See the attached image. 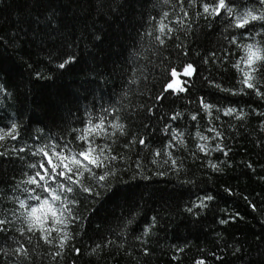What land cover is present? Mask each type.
Returning <instances> with one entry per match:
<instances>
[{
	"label": "trees",
	"instance_id": "trees-1",
	"mask_svg": "<svg viewBox=\"0 0 264 264\" xmlns=\"http://www.w3.org/2000/svg\"><path fill=\"white\" fill-rule=\"evenodd\" d=\"M103 2V10L98 11L90 8L87 0H80L79 4L76 0H40L39 3L36 0H0V28H3L5 37L9 31L15 32L20 27L27 33H21V40L15 45L16 48L22 47L23 51L0 49V66L4 69L0 73V89H4L0 90V128L13 119L28 126L23 130L22 141L8 143L6 146L21 147L25 143L31 146L38 134L37 130L44 128L45 124L49 128L40 146L48 144L50 137L63 135L72 140L71 129H77L75 135H80L83 128L92 127L90 121L94 125L100 124L103 119L109 127L110 138L105 141L94 136L96 143H108L114 149L119 148L121 154L135 160L133 153L137 150L136 146L126 151L119 147L126 142L122 138L117 139L119 130H116L117 137L111 135L108 120L112 115L111 108L114 106L119 109L120 116L123 117L126 112H142L143 108L140 106L153 107V98L162 88L171 83L173 76L183 71L187 63H193L197 71L192 77L180 78L178 82L187 91H172L164 101L161 112L168 113L171 109L184 113L179 123L172 122L171 126L184 135L177 137V148L171 150L175 158L183 159L189 169L188 178L196 180L198 186L189 188L185 185L181 188L172 175L153 177L150 190L156 191L157 196L148 199L145 193L141 199L138 190V214L132 225L123 231L118 226V218L127 217L128 208L122 200L114 198L109 201L92 228L106 220L115 235H105L115 243L102 250L97 249L94 254L91 252L94 243L89 239L93 235L92 228L88 229L87 235L81 233L71 241L72 245L81 249V254L77 256L71 247L60 250L55 242L53 245H46L35 235L32 236V243L27 244L29 234L20 238L10 225L5 233H0V248L8 253L0 254V264H72L74 260L76 264H195L202 258L206 264H256L262 260L258 254L264 250V238H261V223L264 222V180L261 179L264 177V125L255 115H246L245 119L238 121L234 116H223L214 110L210 114L200 113L196 121L190 118L197 111L198 97L201 96L214 106L217 103L221 107L231 104L244 108L246 113L249 106L260 108V104L254 102L255 97L237 96L225 99L226 94L216 93L204 80L206 76L209 79L216 78L219 70L211 64L201 66L199 57L193 53L207 55L205 47L208 50L214 45L218 47L216 42L220 29L212 33L205 28V20L195 15L198 9L191 7L187 0L183 2V9L188 11L189 16L180 23H177L176 18L183 17V11L178 0H168L167 4L164 0ZM121 4L124 6L118 8ZM53 10L56 19L49 28L46 17L52 16ZM149 17L154 19L149 20ZM161 23L165 25L163 32L160 29ZM52 29L56 31L49 36ZM89 30H95L99 39L90 38ZM185 30L194 31L200 36V43L192 45L186 60L177 58L174 47V44L181 41L190 43V39H186ZM205 32L209 34L207 40ZM169 35L175 39H169ZM157 37L165 39V45H160ZM64 38H67L69 45L66 50L75 53L78 62L67 70L53 71L59 61L49 63V53L53 56L62 54L65 50ZM73 40L75 44H72ZM240 55H243L242 51L238 54L234 52L232 62L238 60ZM23 60H27L28 65ZM113 62L116 71L110 73ZM34 71H40L45 78L38 79L33 74ZM238 79L239 73L233 69L220 72L216 82L224 87H234ZM260 110L264 111V108ZM147 115L152 116L154 113ZM216 115H220V120H215ZM53 119L59 125L58 128L52 127ZM141 119L142 117L137 116L135 124H129L123 118L117 122L135 130ZM81 120L83 124L79 123ZM144 123L148 121L145 120ZM152 124L163 129V121L157 122L154 119ZM213 125L223 135V140L217 138L218 142L231 151L228 157H224L219 151H212L207 159L213 162L229 159L231 163L223 173H212L209 169L200 167L207 160L196 145L203 144L210 148L212 142L195 137V132L199 128L201 135H214L208 131ZM29 131L33 139H29ZM92 131L95 132L96 129L92 127ZM167 136V132L158 131L155 142L149 148L139 146L143 148L141 158L149 174L157 169L167 168L166 156L160 157L155 165L150 163V148H161V143L167 144ZM112 139H117V143L112 144ZM181 140L187 145L186 150L180 143ZM79 144L80 141L72 140V150L79 151ZM192 153H196V156L193 157ZM104 154L108 155V152L105 151ZM193 159L196 160L195 164L192 163ZM121 163L117 161L115 166L120 167ZM248 163L252 164L251 169L246 167ZM13 167L6 165L5 172L0 173V180L6 182L0 184V192L7 196L14 194L10 190L13 184L23 179L19 171H13ZM205 172L212 177L210 182H206ZM13 176L15 181L12 180ZM225 188H231L232 194L225 192ZM202 190L216 196V200L208 208L201 209L199 216L186 213L185 205L195 202L196 196L203 194ZM160 196L167 200L166 211L158 202ZM252 204L256 205L255 210L251 207ZM5 205L12 207L7 199L0 201V219L4 218ZM88 205L89 201H84L81 211ZM157 212L160 215L157 216L156 226L149 235L143 236V228ZM235 212H239L243 220L224 225L219 223L220 219ZM18 226L17 224L16 227ZM69 228L70 235L77 231L74 225ZM56 235L53 231L52 236ZM137 236H142V241L136 240ZM17 239L25 243L28 257L12 254V249L17 247ZM95 242L100 243V237H95ZM142 243L150 249V254L141 252ZM235 246L242 248V253L237 254L239 259L232 255ZM178 248L182 251H177ZM57 250L61 251V255L53 261L52 255Z\"/></svg>",
	"mask_w": 264,
	"mask_h": 264
},
{
	"label": "snow or ice",
	"instance_id": "snow-or-ice-1",
	"mask_svg": "<svg viewBox=\"0 0 264 264\" xmlns=\"http://www.w3.org/2000/svg\"><path fill=\"white\" fill-rule=\"evenodd\" d=\"M39 2L40 0H36V3ZM76 2L79 4L80 0H76ZM178 2L183 11V17L178 16L176 18L177 23H180L183 18L189 16V13L183 9L184 0H178ZM187 2L191 7L198 9L195 15L205 20V28L210 29L212 33H215L218 28L220 29V35L216 42L218 47L214 45L211 50L205 47L207 55H202L199 52L193 53L199 57L201 66L211 64L219 70L216 78L209 79L206 76L204 80L216 90V93L226 94L225 99L237 96H252L256 98L254 102H258L260 108H264V0H187ZM125 3H127V0H125ZM164 3L167 4L168 0H164ZM87 5L90 8L102 11L104 2L103 0H87ZM123 6L121 4L118 8ZM164 15L167 16V13H164ZM46 19L49 21L48 27L50 28L51 22L56 19L54 10L52 16L46 17ZM153 19L149 17V20ZM85 28L87 29V25H85ZM164 28L165 25L161 23L160 29L162 32ZM55 31L56 29H52L49 36L54 34ZM170 32L171 29L169 34ZM21 33L27 35L24 28L20 27L15 32L9 31L5 37L3 28H0V49L23 51L22 47H15L17 41L21 40ZM208 35L207 32L204 33L206 40ZM185 36L186 39H190V43L181 41L174 44V47L177 58L186 60L189 57L192 45L200 43V36L190 30H185ZM89 37L99 39L95 30H89ZM193 37L194 39H191ZM64 39L65 50L62 51V54L53 56L52 53H49V63L54 60L59 61L53 71L67 70L72 64L78 62L75 53L66 50L69 45L67 38ZM169 39L175 38L169 35ZM157 40L160 45H165L166 43L165 39L161 37H157ZM208 43L212 44V41L208 40ZM72 44H75V40L72 41ZM241 51L243 55H240L238 60L232 62L233 53L238 54ZM23 63L28 65L27 60H23ZM233 69L239 73V79L234 87H224L216 82L220 72H227ZM109 71L110 73L116 71L115 62H113V68ZM185 71L188 77H192L197 69L194 68L193 63H187ZM2 72H4V69L0 66V73ZM33 74L38 79L45 78L40 71H34ZM173 88V83H167L153 98V107L145 108L140 106L143 111L139 113L126 112L121 117L119 109L114 106L111 108L112 115L108 117L112 130L111 135L112 137H117L116 130H119L117 139L122 138L126 141L119 147L126 151L136 146L137 150L133 153L136 157L135 160H131L126 154H121L119 148L114 149L108 143H96L93 139L94 136L101 137L105 141L110 138L109 127L103 119L100 124L93 125L91 121L89 122L96 129L95 132L92 131V127H89L83 128L80 135H75L77 129H71L72 140L80 141V144L77 145L80 149L79 151H73L72 140L66 139L63 135L54 138L50 137L48 144L40 146L45 139V132L49 128L47 124H45L44 128L37 130L38 134L35 136L34 143L31 146L25 143L21 147L13 146L11 148L6 145L22 141L23 130L28 126L13 119L4 125L3 128H0V173L5 172L6 165H13V171H19L21 177H23L18 183H14L10 189L14 193L12 196H7L5 193L0 192V201L7 199L12 204L11 208H8L7 205L4 206V218L0 219V233H5L8 227L12 225L15 233H18L20 238H24L26 233L29 234L27 235V244L32 243V236L35 235L46 245H53L55 242L60 250L71 247L72 251L79 256L81 249L72 245L71 241L75 240L76 236L81 233L87 235L88 229L92 228L95 220L100 217V213L105 210L106 204L109 201H113L114 198L122 200L128 208L127 217L118 218V226L123 231L132 225L138 214L140 207L136 199L138 190H140L141 199L145 193H147L148 199H153L157 196L156 191L150 190L153 177L172 175L176 178L181 188L185 185H188L189 188L197 187L196 180L188 178L189 169L183 163V159L178 160L175 158L171 150L177 148L175 143L177 137L184 135L177 128L171 126L172 122L179 123L183 119L184 113L171 109L168 113L161 112L164 101L172 94ZM181 91H187V89H181ZM177 98L179 97L177 96ZM260 108L249 106L246 113L244 108H237L231 104L221 107L217 103L214 106L204 96H201L198 97L197 111L192 113L190 118L192 121H196L200 113L210 114L211 110H214L223 116H234L238 121L245 119L246 115H255L261 124L264 125V111H261ZM104 111L108 112L107 109H104ZM147 113H154V115L149 116ZM137 116L142 117V119L135 130L117 122L123 118L129 124H135ZM154 119L157 122L163 121V129L153 126L152 121ZM145 120L148 123H144ZM215 120H220V115H216ZM79 123L83 124V120L79 121ZM52 127H59L55 119H53ZM161 130L168 133L165 138L168 142L167 144L161 143V148H150L152 154L150 163L155 165L160 157L166 156L165 164L167 168L165 170L157 169L149 174L142 162L141 151L143 148H149L155 142L156 133ZM208 131L214 135H201L199 128L195 132V137L212 142V147L210 148L205 147L203 144L196 145L199 151L204 153V159L207 160V163H201L200 167L207 168L212 173H223L224 169L229 167L231 163L229 159H218L213 162L207 158L212 151H219L224 157H228L231 149L218 142L217 138L223 140V135L215 125ZM28 137L33 139L31 131L28 132ZM117 139H112V144H116ZM180 143L184 145L186 150L187 145L185 142L181 140ZM94 144L95 147H93ZM139 146H143V148ZM58 148L60 149L59 151L57 150ZM105 151L108 152V155L104 154ZM113 152L115 154H112ZM94 153L96 154L94 155ZM192 156L195 157L196 153H192ZM117 161L122 162L120 167L115 166ZM192 163L195 164L196 160L193 159ZM17 165L19 166L18 168L16 167ZM246 167L251 169L252 164L248 163ZM204 175L206 182H210L212 177L207 172ZM182 176L183 178H181ZM261 179L264 180V177H261ZM12 180L15 181V176L12 177ZM144 181H147V183H142ZM2 183L6 182L0 180V184ZM185 190L187 191V189ZM202 191L203 194L196 196L195 202L185 205L186 213L199 216L201 209L208 208L209 204L216 200V196L209 194L207 190ZM224 191L230 195L232 194L231 188H225ZM17 192L20 194L16 195L15 193ZM84 201H89V205L81 211ZM158 202L161 208H165L167 204L165 197L160 196ZM16 205L19 207H16ZM251 207L253 210L256 209L255 204H252ZM159 215L160 213L157 212V215L151 217L150 223L143 228V236L149 235L151 229L156 226L157 216ZM239 220H243V217L239 212H235L227 218L220 219L219 223L224 225ZM17 224L19 225L18 227H16ZM70 225H74L77 229L71 235L69 234ZM261 229V238H264V222L261 223ZM53 231L57 234L55 237L52 236ZM92 232L93 235L89 236V239L93 240L94 243V247L91 249L92 254L97 249L102 250L103 247L115 243L114 240L107 239L105 235V233L115 235V232L108 227L106 220L92 228ZM97 236L100 237V243L95 242V237ZM135 239L142 241V236H137ZM15 243L17 247L12 249V254L28 257V248L25 243H22L20 239H17ZM140 250L145 255L150 254V249L143 243ZM177 251H182V249L178 248ZM238 253H242V248L235 246L232 255L239 259ZM0 254L7 255L8 253L3 248H0ZM60 255L61 251L57 250L52 255L53 261ZM258 255L262 257V260L256 262V264H264V250ZM216 259L220 258L216 257ZM72 264H76V261L74 260ZM195 264H206V261L202 258L197 260Z\"/></svg>",
	"mask_w": 264,
	"mask_h": 264
},
{
	"label": "rangeland",
	"instance_id": "rangeland-1",
	"mask_svg": "<svg viewBox=\"0 0 264 264\" xmlns=\"http://www.w3.org/2000/svg\"><path fill=\"white\" fill-rule=\"evenodd\" d=\"M184 72L186 73V71H184ZM185 75H187V73ZM171 83L174 84L173 91H178V90L181 89V87L178 84L177 75L174 76V79H173V81Z\"/></svg>",
	"mask_w": 264,
	"mask_h": 264
}]
</instances>
